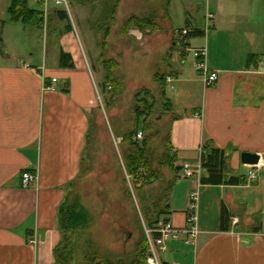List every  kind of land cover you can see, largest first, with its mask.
<instances>
[{"label":"crops","instance_id":"obj_1","mask_svg":"<svg viewBox=\"0 0 264 264\" xmlns=\"http://www.w3.org/2000/svg\"><path fill=\"white\" fill-rule=\"evenodd\" d=\"M161 1L142 12L157 18L156 30L134 25L123 29L122 19L120 25H111L103 47L88 21L98 11H89L86 17V5L79 0H74L72 12L54 1L49 7L46 0L42 11L51 18V25L33 28L43 41L41 57L33 61L34 53L21 59L3 51L0 264H57L55 249L62 240L59 207L86 161L103 95L110 94L108 104L116 99L110 89L103 88L106 71L98 60L102 51L115 53L118 61L126 59L137 69L142 57L151 52L159 55L161 66L166 63L160 93L175 115L167 136L178 169L173 170L172 180L176 174L177 178L169 190L165 217L182 227L188 194L196 189L199 232L189 244L183 234L167 240L160 260L166 264H264V0ZM60 10H66L68 17L59 20ZM208 13L215 17L214 26L194 36H178L181 28L202 31ZM66 24L70 28L65 29ZM186 45L205 48L204 63L218 74L212 85H205L195 67L192 72L185 66ZM60 54L66 55L60 60ZM167 75L172 77L171 84L165 81ZM165 84L173 89L176 84L177 92L166 96ZM207 141L225 154L223 167L213 174L200 166ZM241 152L258 154V162L241 163ZM184 164L189 173L179 177ZM25 169L36 178L22 188L20 174Z\"/></svg>","mask_w":264,"mask_h":264},{"label":"rangeland","instance_id":"obj_2","mask_svg":"<svg viewBox=\"0 0 264 264\" xmlns=\"http://www.w3.org/2000/svg\"><path fill=\"white\" fill-rule=\"evenodd\" d=\"M79 1L86 5V17H89V11H98L94 15L90 14L88 18L90 27L98 32V40L101 36L104 37L103 27L109 25L108 19L105 18L111 14L114 2L116 7L113 14H117L118 18L111 21L112 25L114 23L120 25L122 19L123 25H126L125 21L130 16L152 17L154 24H146L142 27L150 31L158 28V20L153 15L143 16L142 12L151 11L152 7L155 8L163 3L161 0ZM11 2L12 0H0L3 50L11 51L21 59L34 53L32 60L35 61L36 58L41 57L43 41L35 29L23 24L21 18L11 19L8 12ZM68 2L72 12L75 2L74 0ZM43 3L41 0H27L29 7L40 11L44 9ZM47 4L52 7L53 0H47ZM44 24L51 25V21L43 13L40 29L45 26ZM132 25L134 23L128 24L127 27ZM168 40L172 41L170 38ZM148 46L152 45H147L149 49ZM3 50H0V57L3 56ZM150 50L153 51L152 47ZM187 53L185 66L193 72V51ZM158 56L152 52L146 54L137 64L139 69L136 68V64L127 63L126 59L121 58L118 61L115 53L103 51V54L98 56L103 67H110L108 71L114 80L113 95L116 99L108 104L110 94L103 95V106H99L98 118L91 127L86 161L70 190V199L77 197L90 214L87 227L83 228L81 234L75 232L72 235L76 242L73 245L70 264H84V252L96 250L110 258L121 256L124 262L129 264L134 257L137 243L141 240L143 243L144 237L147 241V220L164 204L166 191L174 172V167L166 155L167 134L173 114L160 93V86L164 81L161 75L162 71H166V63L162 62L161 66ZM105 60H108L106 65ZM158 66L160 70H157ZM174 87L173 89L169 84H165L166 96H173L177 92L176 84ZM180 97L183 103L184 98L182 95ZM137 108L147 112L143 122L141 116L137 120L138 116L135 113ZM137 122L140 124L139 130H143L141 140L145 138L146 141L143 148L139 147L142 148L143 155L127 158L126 153H129L131 148L127 143V137H131L135 132ZM143 124L144 129L141 127ZM117 136L121 137L120 143L115 142ZM141 140L138 143H141ZM136 166L138 167L133 169Z\"/></svg>","mask_w":264,"mask_h":264},{"label":"trees","instance_id":"obj_3","mask_svg":"<svg viewBox=\"0 0 264 264\" xmlns=\"http://www.w3.org/2000/svg\"><path fill=\"white\" fill-rule=\"evenodd\" d=\"M116 3L114 2L112 8H111V14L109 16H106L105 19H108L109 25H105L103 27L104 37H100L99 43L104 47L107 36L110 35L111 30V21L114 19V11H115ZM8 12L11 16V19L17 20L21 18L23 24L25 26H28L30 28L40 29V23L43 17V11L36 10L34 8H31L27 5V0H12L11 4L8 7ZM60 16L58 19H65L67 18V12L66 10H60L59 11ZM154 17V16H153ZM48 20L51 21V18L48 17ZM103 20V19H102ZM134 23V25H137V27L142 28L144 25H150L154 24L152 17L147 18H136L134 16H130V18L125 21L126 25H122L123 29L127 28L128 24ZM50 26V25H48ZM65 29L70 28V24H66L64 26ZM94 32L96 37L98 36V32L93 27H90ZM197 33H203L202 31H189L186 36H194ZM4 44L2 43V40L0 39V50H3ZM4 51V50H3ZM103 54V51L101 55ZM66 54H60V60L62 57H64ZM251 59V57H250ZM108 63V60H105V65ZM71 65V63L69 64ZM104 65V66H105ZM110 68V67H109ZM109 68L106 66L104 67L106 71V76L103 81V88H106V84H110V92H114L113 87V78L111 73H109ZM111 72V71H110ZM163 85V84H162ZM161 92L163 93V90L161 89ZM166 103V102H165ZM169 104V103H167ZM170 110V108H168ZM135 113L138 116L137 120H139V117H142L141 122H143L146 119V115L143 109H135ZM175 115L172 116L171 119H174ZM144 119V120H143ZM139 122V121H138ZM137 122L135 132L139 130L140 124ZM141 127L144 129V124L141 125ZM142 130V129H141ZM143 131V130H142ZM134 132V133H135ZM133 133V134H134ZM141 143H138L136 141L131 140V137H127V143L130 145V154L126 153V157H138L140 154L143 155V151L141 150L145 144V138L141 140ZM167 157L169 159V162L172 163L174 167V171H177V167L174 165V158L172 156L171 148L169 146L168 142V136H167ZM142 145V146H141ZM142 147V148H139ZM224 159L225 154L224 150L215 147L212 145L210 141H207L202 148L201 152V158H200V166L201 168L205 169V171L211 172L213 174L215 171H220L221 168L224 165ZM127 160V165H128ZM129 166V165H128ZM138 166H136L133 169H136ZM180 169V168H179ZM179 171V170H178ZM219 177V175H218ZM177 178V174L175 175V178L169 182V186L166 191V197L163 206L158 208V210L154 213L153 216L150 217V219L147 220V226L148 228L153 227L161 218H164L165 215L168 213V206H167V198L169 194V190L174 182V180ZM209 178V177H208ZM219 180H221V177H219ZM167 218V217H166ZM90 220V214L87 208H85L78 200L77 197H74L73 199H70V192L62 202L61 206L58 210V225L62 232V240L60 242V245L56 247L55 249V256H56V262L57 264H70L71 258H72V251H74L73 245H75V239L73 238V234L75 232H78L77 234H81L83 228L85 229L87 227V223ZM157 235V234H154ZM142 240L137 243L136 251L134 253L133 259L129 262V264H145V254H146V247H147V241L145 237ZM142 244H141V243ZM71 243V245H70ZM91 244V243H90ZM141 244V245H140ZM72 246V247H71ZM85 251V250H84ZM85 263L84 264H128L125 263L123 260V257L117 256L115 258H110L108 256L102 255L99 252L92 251L89 253L84 252L83 254Z\"/></svg>","mask_w":264,"mask_h":264},{"label":"built area","instance_id":"obj_4","mask_svg":"<svg viewBox=\"0 0 264 264\" xmlns=\"http://www.w3.org/2000/svg\"><path fill=\"white\" fill-rule=\"evenodd\" d=\"M46 2V0H41ZM54 4L68 8L67 0H53ZM215 25V17L213 14L208 13L204 17L203 31H207L212 26ZM190 30L188 28H181L176 31L178 36L185 37ZM186 51H193L195 57L194 67L204 78V83L206 86L212 85L217 77V71L210 70L206 67L204 63L205 48H190L188 45L185 47ZM52 82L56 81L55 77L51 78ZM165 81L172 82V77L170 75L165 76ZM49 88H54L53 85L47 86ZM106 88L110 89L111 85L106 84ZM143 137V131L138 130L131 136V140L140 141ZM121 138H116L115 142L120 143ZM189 173L188 166L183 165L182 170L178 174L179 177H184ZM251 178H255V174L251 172ZM36 175L30 170H23L20 174V186L22 188H27L34 182ZM187 207L185 209V224L182 227L175 226L169 218H161L153 227L147 228V247L145 254V264H166L160 260L159 252L164 251L166 248V241L169 239H175L180 234H183L184 242L189 244L198 234L197 226V204H198V193L196 189H192L188 194ZM237 218L233 219L236 222ZM157 234V235H154ZM33 241V240H32Z\"/></svg>","mask_w":264,"mask_h":264},{"label":"water","instance_id":"obj_5","mask_svg":"<svg viewBox=\"0 0 264 264\" xmlns=\"http://www.w3.org/2000/svg\"><path fill=\"white\" fill-rule=\"evenodd\" d=\"M259 155L251 152H241L240 160L243 164H255L258 162Z\"/></svg>","mask_w":264,"mask_h":264}]
</instances>
